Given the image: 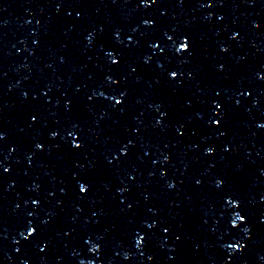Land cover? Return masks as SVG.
I'll use <instances>...</instances> for the list:
<instances>
[{
    "label": "snow or ice",
    "instance_id": "obj_1",
    "mask_svg": "<svg viewBox=\"0 0 264 264\" xmlns=\"http://www.w3.org/2000/svg\"><path fill=\"white\" fill-rule=\"evenodd\" d=\"M184 47H186V45H184ZM81 191H84V188L83 187L81 188Z\"/></svg>",
    "mask_w": 264,
    "mask_h": 264
}]
</instances>
